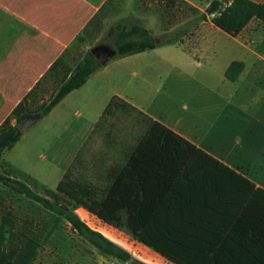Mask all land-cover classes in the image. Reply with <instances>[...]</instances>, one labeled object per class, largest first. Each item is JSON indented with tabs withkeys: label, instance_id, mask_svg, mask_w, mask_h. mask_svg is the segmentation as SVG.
Segmentation results:
<instances>
[{
	"label": "crops",
	"instance_id": "crops-1",
	"mask_svg": "<svg viewBox=\"0 0 264 264\" xmlns=\"http://www.w3.org/2000/svg\"><path fill=\"white\" fill-rule=\"evenodd\" d=\"M183 1L198 10L215 0ZM216 1L224 9L231 0ZM2 7L27 22L15 8ZM44 23L29 26L43 32ZM6 29L14 31L7 24ZM16 33L0 35V58L11 59L9 80L0 72L2 84L14 90L22 88L23 76L43 75L60 44L49 33ZM199 54L210 65L195 61V73L189 60ZM233 61L242 62L243 70L229 81L225 71ZM179 143L186 144L185 151ZM194 153L212 157L217 162L212 168L221 171L252 170L247 181L227 184V202L241 204L233 223L218 229L217 257L208 264H264V24L253 20L231 36L207 21L182 44L111 59L22 132L3 152L0 169L75 201L69 187L106 185L107 180L142 185L146 171L172 169L179 154Z\"/></svg>",
	"mask_w": 264,
	"mask_h": 264
},
{
	"label": "rangeland",
	"instance_id": "rangeland-1",
	"mask_svg": "<svg viewBox=\"0 0 264 264\" xmlns=\"http://www.w3.org/2000/svg\"><path fill=\"white\" fill-rule=\"evenodd\" d=\"M0 5V35L27 30L32 36L49 33L60 39L46 72L37 79L23 76L21 89L5 88L0 75V131L16 125L22 115L46 105L65 74L92 47L105 44L114 48L106 36L109 27L117 23L126 27L141 24L162 38L192 16L183 5L165 8L157 0H0ZM42 5L48 8L42 9ZM2 6L15 8L13 11L23 14L27 22L12 16ZM29 6L31 10L25 13ZM206 10V6L198 8L196 16ZM43 19V32L29 26L32 23L37 27ZM5 24L14 31H3ZM197 60L204 67L210 65L201 54L190 58L189 65L195 73ZM214 62L217 67L219 57ZM10 69L11 59L0 58L4 81L9 80ZM185 145L179 143L182 151ZM172 161L171 167L177 165L175 169L146 171L142 185L120 186L107 180L106 185L69 187L72 193L68 196L76 199L71 201L78 215L91 228L129 251L133 262L100 253L77 236L64 218L0 183V232L6 237L5 244L15 252L33 250L30 264H208V259L217 257L218 229L233 223L241 204L227 202V184L238 178L247 181L245 177L249 178L252 170L237 173L212 168L217 162L205 153L179 154L178 164ZM0 174L26 184L38 194L48 188L7 169H0ZM221 178L225 180L223 185L216 181ZM235 204L236 207L226 210Z\"/></svg>",
	"mask_w": 264,
	"mask_h": 264
},
{
	"label": "trees",
	"instance_id": "trees-1",
	"mask_svg": "<svg viewBox=\"0 0 264 264\" xmlns=\"http://www.w3.org/2000/svg\"><path fill=\"white\" fill-rule=\"evenodd\" d=\"M157 1L159 4H163L165 8L183 5L192 12V16L172 31L164 33L162 38H157L141 24L126 27L117 23L115 26L109 27L106 36L114 43L116 57L151 50L164 44H182L201 24L207 21H211L216 28L231 36L239 34L253 20L264 24V2L231 0L224 9H221L222 3L215 0L209 4L206 13H200L196 16L198 10L183 0ZM120 38L128 39L121 41ZM102 67L103 65L88 51L82 60L65 74L55 95L46 105L39 110L22 115L16 125L2 128L0 131V164L3 152L10 149L21 137L22 132L18 129V124L21 121L35 113H39L41 118L47 115L63 97L80 88L93 73ZM242 70L243 63L233 61L225 71V78L229 81H235ZM0 183L31 199L49 212L64 218L77 236L94 246L100 253L122 262L134 261V256L129 251L108 239L101 232L91 228L78 215L76 206L63 195L48 188H45L42 194L35 193L26 184L3 174H0ZM5 243L6 237L0 232V264H30L32 262L33 250L22 249L15 252L8 248Z\"/></svg>",
	"mask_w": 264,
	"mask_h": 264
},
{
	"label": "water",
	"instance_id": "water-1",
	"mask_svg": "<svg viewBox=\"0 0 264 264\" xmlns=\"http://www.w3.org/2000/svg\"><path fill=\"white\" fill-rule=\"evenodd\" d=\"M157 42V41H156ZM90 53L94 58L101 64H107L111 59L116 57V50L108 45L99 44L90 49ZM41 118L39 113L30 115L22 122L18 124V129L20 132H24L34 125Z\"/></svg>",
	"mask_w": 264,
	"mask_h": 264
}]
</instances>
